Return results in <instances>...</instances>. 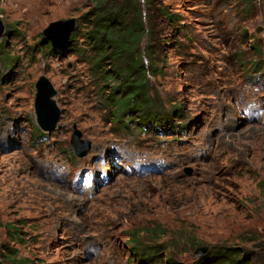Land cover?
<instances>
[{
	"label": "rangeland",
	"instance_id": "1",
	"mask_svg": "<svg viewBox=\"0 0 264 264\" xmlns=\"http://www.w3.org/2000/svg\"><path fill=\"white\" fill-rule=\"evenodd\" d=\"M136 1L158 74L149 126L118 120L112 66L91 68L96 0H0V251L27 264H198L230 247L264 264V0ZM73 18L71 44L51 47L43 31ZM41 76L61 111L52 133L34 108ZM75 130L91 143L84 158Z\"/></svg>",
	"mask_w": 264,
	"mask_h": 264
},
{
	"label": "trees",
	"instance_id": "2",
	"mask_svg": "<svg viewBox=\"0 0 264 264\" xmlns=\"http://www.w3.org/2000/svg\"><path fill=\"white\" fill-rule=\"evenodd\" d=\"M87 17L85 19L87 28L83 38L93 53L90 59L91 68L95 70L108 64L113 68V71H106L108 80L114 86V92L107 100L113 102L115 117L120 114L138 113L140 120H145L146 125L149 126V123L156 118L153 110L157 106L151 98L148 77H156L158 74L155 70L152 46L148 44L147 65L140 51V45L144 38L149 36V30L143 23L139 4L136 0L130 2L96 0L94 8ZM75 35L74 32L73 36ZM12 231L13 236L19 239V232L9 227L8 232ZM4 258L0 251V264H27L17 257L6 260ZM197 263L257 264V260L253 253L224 247L214 248L207 257Z\"/></svg>",
	"mask_w": 264,
	"mask_h": 264
},
{
	"label": "water",
	"instance_id": "3",
	"mask_svg": "<svg viewBox=\"0 0 264 264\" xmlns=\"http://www.w3.org/2000/svg\"><path fill=\"white\" fill-rule=\"evenodd\" d=\"M76 25L77 19L75 18L58 20L51 23L43 31V36L46 41H51V45L54 48H66L71 44V38L76 30ZM4 30V24L0 20V36ZM35 88L37 92L34 108L38 124L44 132L52 133L56 129L61 116V111L54 100L57 91L51 81L45 76L39 78ZM81 136L82 133L79 130H75L71 143L73 151L78 158L87 156L91 149V143L89 141H81ZM207 250V247L201 249L202 252H206Z\"/></svg>",
	"mask_w": 264,
	"mask_h": 264
}]
</instances>
